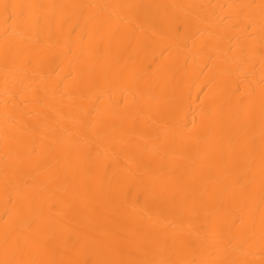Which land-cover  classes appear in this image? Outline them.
Returning <instances> with one entry per match:
<instances>
[{
  "label": "bare ground",
  "instance_id": "1",
  "mask_svg": "<svg viewBox=\"0 0 264 264\" xmlns=\"http://www.w3.org/2000/svg\"><path fill=\"white\" fill-rule=\"evenodd\" d=\"M0 264H264V0H0Z\"/></svg>",
  "mask_w": 264,
  "mask_h": 264
}]
</instances>
